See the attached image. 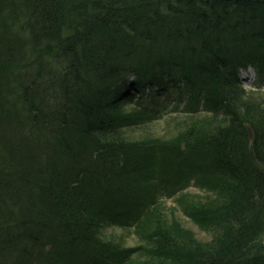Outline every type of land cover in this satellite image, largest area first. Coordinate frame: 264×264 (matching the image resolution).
I'll return each instance as SVG.
<instances>
[{"label": "trees", "instance_id": "trees-1", "mask_svg": "<svg viewBox=\"0 0 264 264\" xmlns=\"http://www.w3.org/2000/svg\"><path fill=\"white\" fill-rule=\"evenodd\" d=\"M250 66L264 75V0H0V264H264ZM183 102L210 117L127 135ZM164 197L212 243L163 223ZM132 221L137 245L105 237Z\"/></svg>", "mask_w": 264, "mask_h": 264}, {"label": "rangeland", "instance_id": "rangeland-1", "mask_svg": "<svg viewBox=\"0 0 264 264\" xmlns=\"http://www.w3.org/2000/svg\"><path fill=\"white\" fill-rule=\"evenodd\" d=\"M253 71V72H252ZM251 72L248 70L246 73L241 74L243 79V89L245 94V98H247L249 95L253 100L263 99L264 100V75L260 74L257 69L254 68ZM249 74V75H248ZM256 75V76H255ZM254 96V97H253ZM250 99V98H249ZM257 99V100H258ZM261 101V100H260ZM186 102H183L182 104L175 106V107H169V109L172 111L171 113L164 114L162 120H157L158 124L157 126L154 125V127L146 128L143 132H129L127 135H134L135 138L139 137L140 134L142 135H153V136H159L164 139H168L170 137L176 136L179 133L183 132L184 130L188 129V126L190 124H193L194 122L206 119V117H210L207 115H199L195 116L194 119H190L187 116L182 115V111H178L185 107L184 105ZM264 104V103H263ZM172 117L171 122L167 123L165 118ZM209 120H211L209 118ZM218 123L227 124L228 120L224 117L217 118ZM188 192L190 195H202L205 194L204 192L198 190L194 183L192 182L191 185L188 187ZM206 199H197L196 201H200L201 203L204 202ZM163 205L161 206L160 210V218L163 223L166 225H178L182 230H184L188 237L195 240L197 243L201 244H210L212 243L214 239V233L207 232L205 230H202L199 228L196 224H194L187 216L183 214V212L180 210L178 205L175 202L174 197H164L162 200ZM130 224L124 223L123 225H113L109 228H105L104 234L105 237L108 239H115V240H121L125 241L123 244L126 246H135L140 241L137 237V235L134 233L135 227L133 226V221L129 222ZM124 239V240H123ZM264 240V239H263Z\"/></svg>", "mask_w": 264, "mask_h": 264}]
</instances>
